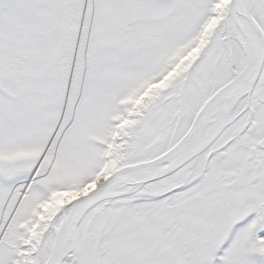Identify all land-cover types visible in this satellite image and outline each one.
Instances as JSON below:
<instances>
[{
    "label": "snow or ice",
    "instance_id": "obj_1",
    "mask_svg": "<svg viewBox=\"0 0 264 264\" xmlns=\"http://www.w3.org/2000/svg\"><path fill=\"white\" fill-rule=\"evenodd\" d=\"M0 264H264V0H0Z\"/></svg>",
    "mask_w": 264,
    "mask_h": 264
}]
</instances>
